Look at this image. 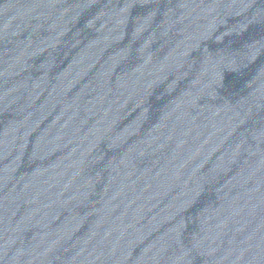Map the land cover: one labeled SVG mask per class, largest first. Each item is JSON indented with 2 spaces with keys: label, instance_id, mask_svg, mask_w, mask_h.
<instances>
[{
  "label": "water",
  "instance_id": "water-1",
  "mask_svg": "<svg viewBox=\"0 0 264 264\" xmlns=\"http://www.w3.org/2000/svg\"><path fill=\"white\" fill-rule=\"evenodd\" d=\"M0 264H264V0H0Z\"/></svg>",
  "mask_w": 264,
  "mask_h": 264
}]
</instances>
